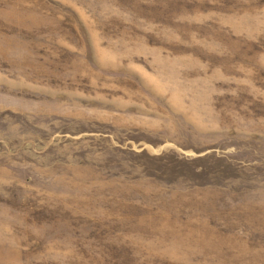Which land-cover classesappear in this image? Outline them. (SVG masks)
Segmentation results:
<instances>
[{"label":"rangeland","instance_id":"1","mask_svg":"<svg viewBox=\"0 0 264 264\" xmlns=\"http://www.w3.org/2000/svg\"><path fill=\"white\" fill-rule=\"evenodd\" d=\"M0 264H264V0H0Z\"/></svg>","mask_w":264,"mask_h":264}]
</instances>
